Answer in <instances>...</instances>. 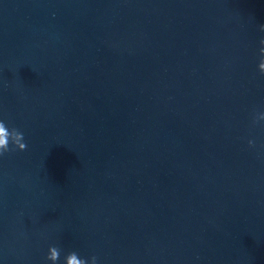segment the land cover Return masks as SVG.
Segmentation results:
<instances>
[{
	"label": "water",
	"instance_id": "95a60500",
	"mask_svg": "<svg viewBox=\"0 0 264 264\" xmlns=\"http://www.w3.org/2000/svg\"><path fill=\"white\" fill-rule=\"evenodd\" d=\"M261 24L264 0H0L27 144L0 156V264H264Z\"/></svg>",
	"mask_w": 264,
	"mask_h": 264
},
{
	"label": "clouds",
	"instance_id": "9594fccd",
	"mask_svg": "<svg viewBox=\"0 0 264 264\" xmlns=\"http://www.w3.org/2000/svg\"><path fill=\"white\" fill-rule=\"evenodd\" d=\"M260 31L264 32V24L259 25ZM259 44V62L257 65L258 71L261 75H264V38L260 39ZM259 121H264V112L258 113L252 123L255 125ZM249 147L255 145L254 140L249 139L247 141ZM11 145V147H10ZM27 144L24 142V134L15 127H9L4 120H0V156H4L13 150L25 151ZM61 251L58 246L50 245L48 253L45 256L46 261H50L51 264H57L61 257ZM64 264H97V257L95 255L90 258H84L76 251H70L64 256Z\"/></svg>",
	"mask_w": 264,
	"mask_h": 264
}]
</instances>
